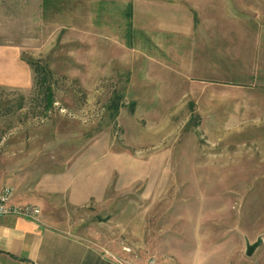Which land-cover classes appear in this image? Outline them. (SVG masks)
<instances>
[{
	"label": "rangeland",
	"instance_id": "rangeland-1",
	"mask_svg": "<svg viewBox=\"0 0 264 264\" xmlns=\"http://www.w3.org/2000/svg\"><path fill=\"white\" fill-rule=\"evenodd\" d=\"M136 1L135 23V0H0V78L29 69L23 88L0 83V148L56 143V157L119 169L120 187L81 216L124 227L131 252L264 264V0H154L158 22ZM181 6L193 33L158 32ZM31 62L52 74L49 109Z\"/></svg>",
	"mask_w": 264,
	"mask_h": 264
},
{
	"label": "crops",
	"instance_id": "crops-1",
	"mask_svg": "<svg viewBox=\"0 0 264 264\" xmlns=\"http://www.w3.org/2000/svg\"><path fill=\"white\" fill-rule=\"evenodd\" d=\"M152 1L147 5L149 9L146 12L151 22H158ZM192 1L197 2L186 0L187 3ZM143 6L135 0V23ZM183 9L184 6L179 7L177 14L171 9L172 14L168 19H162L164 24L157 31L172 34L173 37L191 35L194 18L186 6V12ZM202 21L212 19L204 17ZM213 52L216 50L213 49ZM2 54L1 69L7 65L5 51ZM28 78L29 69L17 66L16 76L12 73L9 78L3 76L0 83L6 85L9 80V84L16 82L23 88ZM28 146L27 143L11 141L0 148V194L4 188L11 187L14 190L13 204H33L42 213L37 220L0 217V264H121L142 263L149 258L135 248L130 253L125 252L129 248L121 245L124 227L88 224L86 215L81 216L82 212L91 213L89 209L93 204L100 205L107 200L115 181L120 187L119 169L113 165V169L108 166L104 169L98 164H80L88 151L75 159L76 154L72 153L66 158L56 157L54 151L61 144H44L48 151L40 155L31 154ZM76 148L75 144H69L66 150ZM100 160L103 163L108 161L96 158L95 162ZM80 169L85 170L81 177L78 174ZM115 192L116 195H124L120 189Z\"/></svg>",
	"mask_w": 264,
	"mask_h": 264
},
{
	"label": "built area",
	"instance_id": "built-area-1",
	"mask_svg": "<svg viewBox=\"0 0 264 264\" xmlns=\"http://www.w3.org/2000/svg\"><path fill=\"white\" fill-rule=\"evenodd\" d=\"M14 190L11 187L4 188L0 194V217L16 216L30 220H37L41 216V209L33 204H13ZM130 253V249H125ZM121 264H164L157 257H150L145 262H121Z\"/></svg>",
	"mask_w": 264,
	"mask_h": 264
},
{
	"label": "trees",
	"instance_id": "trees-1",
	"mask_svg": "<svg viewBox=\"0 0 264 264\" xmlns=\"http://www.w3.org/2000/svg\"><path fill=\"white\" fill-rule=\"evenodd\" d=\"M132 8V7H131ZM128 10V17L132 18V10ZM31 67L36 73L37 77V83L41 86V88L44 90V101L46 102L45 108L49 109L54 104V92L51 85V77L52 74L50 71L46 70L40 63L38 62H31ZM120 109V101L117 99H114L110 105V110L113 112V114L116 116Z\"/></svg>",
	"mask_w": 264,
	"mask_h": 264
},
{
	"label": "water",
	"instance_id": "water-1",
	"mask_svg": "<svg viewBox=\"0 0 264 264\" xmlns=\"http://www.w3.org/2000/svg\"><path fill=\"white\" fill-rule=\"evenodd\" d=\"M257 246H258V244H255V245H252V246H250V245L248 246L247 255L249 257H251L254 254V251L257 248Z\"/></svg>",
	"mask_w": 264,
	"mask_h": 264
}]
</instances>
